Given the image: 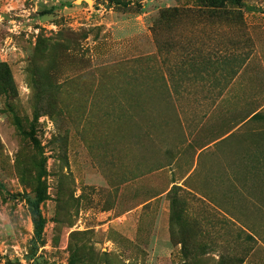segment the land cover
<instances>
[{"label": "rangeland", "instance_id": "rangeland-1", "mask_svg": "<svg viewBox=\"0 0 264 264\" xmlns=\"http://www.w3.org/2000/svg\"><path fill=\"white\" fill-rule=\"evenodd\" d=\"M248 63L264 0H0V264H264Z\"/></svg>", "mask_w": 264, "mask_h": 264}, {"label": "crops", "instance_id": "crops-1", "mask_svg": "<svg viewBox=\"0 0 264 264\" xmlns=\"http://www.w3.org/2000/svg\"><path fill=\"white\" fill-rule=\"evenodd\" d=\"M240 81H246L248 82V86L245 88H249L251 82L255 81L257 83H261L262 80L264 82V69H255L253 68V65L251 63L246 64L243 68L239 70V72L235 75L234 81L235 83H238ZM246 90V89H243ZM257 96L252 95H243L239 99L240 101L244 103L248 102H255L257 100ZM261 109V108H260ZM259 110L253 112L251 116L245 121L246 123L248 121H252V118L256 116Z\"/></svg>", "mask_w": 264, "mask_h": 264}, {"label": "trees", "instance_id": "trees-1", "mask_svg": "<svg viewBox=\"0 0 264 264\" xmlns=\"http://www.w3.org/2000/svg\"><path fill=\"white\" fill-rule=\"evenodd\" d=\"M33 218L35 223V228L37 230V234L40 235L43 229V220L40 217V212L38 208L33 207Z\"/></svg>", "mask_w": 264, "mask_h": 264}, {"label": "water", "instance_id": "water-1", "mask_svg": "<svg viewBox=\"0 0 264 264\" xmlns=\"http://www.w3.org/2000/svg\"><path fill=\"white\" fill-rule=\"evenodd\" d=\"M87 1H90V0H87Z\"/></svg>", "mask_w": 264, "mask_h": 264}]
</instances>
